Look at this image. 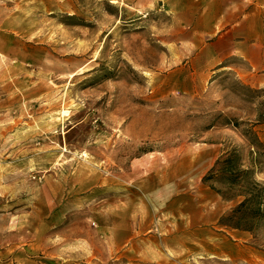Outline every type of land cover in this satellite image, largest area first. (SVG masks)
Wrapping results in <instances>:
<instances>
[{"label": "rangeland", "instance_id": "rangeland-1", "mask_svg": "<svg viewBox=\"0 0 264 264\" xmlns=\"http://www.w3.org/2000/svg\"><path fill=\"white\" fill-rule=\"evenodd\" d=\"M187 1L0 0V264H264L203 183L237 151L264 189V63L206 36L264 0Z\"/></svg>", "mask_w": 264, "mask_h": 264}, {"label": "trees", "instance_id": "trees-1", "mask_svg": "<svg viewBox=\"0 0 264 264\" xmlns=\"http://www.w3.org/2000/svg\"><path fill=\"white\" fill-rule=\"evenodd\" d=\"M253 144V143H252ZM251 169L244 168L237 151L219 160L203 179V183L223 198H244L221 224L241 231H253L264 223V189L250 178Z\"/></svg>", "mask_w": 264, "mask_h": 264}, {"label": "crops", "instance_id": "crops-1", "mask_svg": "<svg viewBox=\"0 0 264 264\" xmlns=\"http://www.w3.org/2000/svg\"><path fill=\"white\" fill-rule=\"evenodd\" d=\"M197 1L210 3L212 0H188L187 3L191 4ZM229 14L232 13L225 6L221 13H217L207 24L208 34L206 36L210 39L213 63L224 65L227 59L235 56L245 58L253 68L262 65L264 63V22L262 17L255 19L254 31H252L251 14L244 17L242 25L249 30L248 35L245 34L246 36H243L242 41H237V33L240 28L227 20ZM257 82H264V76H261Z\"/></svg>", "mask_w": 264, "mask_h": 264}]
</instances>
